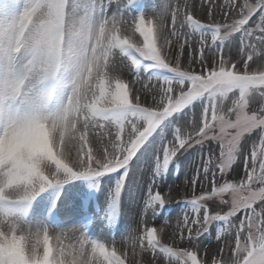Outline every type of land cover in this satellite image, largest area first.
I'll return each instance as SVG.
<instances>
[{"label":"snow or ice","instance_id":"1","mask_svg":"<svg viewBox=\"0 0 264 264\" xmlns=\"http://www.w3.org/2000/svg\"><path fill=\"white\" fill-rule=\"evenodd\" d=\"M133 188V256L264 264V0H0V264H132L89 225L123 233Z\"/></svg>","mask_w":264,"mask_h":264},{"label":"rangeland","instance_id":"2","mask_svg":"<svg viewBox=\"0 0 264 264\" xmlns=\"http://www.w3.org/2000/svg\"><path fill=\"white\" fill-rule=\"evenodd\" d=\"M156 2H159V0H156ZM240 2L242 3L243 0H240ZM196 3L199 4L200 0H196ZM217 3L224 4L225 0H217ZM217 13L219 14L218 10H217ZM236 43L238 44V38H237ZM253 67L254 68L257 67V64H253ZM127 78L131 79V76H128ZM137 87H140V85H137ZM195 158H196V153L192 152V150H189L188 153H185V155L180 158V161L177 162L179 164V167L178 168L173 167L172 172L166 177L167 182L164 188L161 189L162 192L166 191L168 189V186L171 185L172 196H173V204L166 206L167 211L164 214L165 216H167V220H168V227L166 228V231H165V239L169 238L170 234L176 228L178 217L182 216L180 205L175 204V201L184 198L186 191L190 192V189H186L185 187V178H186V174L192 175L194 173L195 167L193 164V160ZM241 169H242V165H241ZM74 183L87 184L88 182L77 180V181H74ZM208 187L210 190V185ZM99 189H102V190H93L95 193V203L103 206V204L105 203V197L108 191L107 187L105 186V181L103 178L99 182ZM198 191H199V186H198ZM132 194L133 196L136 197L135 201H128L127 198L125 200V210H124V214L121 219L122 224L120 223L121 227L124 229L123 233L109 232L107 230H105L104 232H101V229L104 228V224L100 221H95L93 224H90L89 229L94 235H96L98 238L105 240V242L109 244L111 243V240L114 237L117 247H120V248L127 247L129 251V261L132 262V264H135V260H140L142 264H151V260H152L151 253H148L146 255L141 254L139 256H133L131 242L128 241L127 243H125V240L123 238L125 234H127V228H128L127 222L129 221V218L131 217V215H133L132 211L135 209H137L138 212L140 211V208L138 207V204H139L138 190L136 188H133ZM78 203H79L78 201L73 200L72 202H70L68 209L62 212L61 219L64 221V223L60 226L61 228L70 230L71 228H73V226H76L80 223L79 216L73 208V204H78ZM94 210H95L94 206L89 207V212H94ZM148 217L151 220L150 212L148 213ZM138 220H139V217L137 215V218L132 223L134 224L133 229L137 228ZM163 223H164V217H161L160 219H157L155 221V224L157 227L161 226ZM212 232H213L212 246H214L216 243L215 238H214L215 226H213ZM75 235L77 234L73 233L72 237H69V238L66 237L64 239V243L66 244L72 243L75 238ZM203 244L204 245L209 244V239L207 237L203 238ZM160 259L162 260V257H160Z\"/></svg>","mask_w":264,"mask_h":264},{"label":"bare ground","instance_id":"3","mask_svg":"<svg viewBox=\"0 0 264 264\" xmlns=\"http://www.w3.org/2000/svg\"><path fill=\"white\" fill-rule=\"evenodd\" d=\"M132 213H133V215H131V217L129 218V221L127 222V223H128V228H127V234H125V236H127L128 233H129V231H130L131 229H133L134 224H132V223H133L134 220L137 218L138 210L135 209V210L132 211ZM134 214H135V215H134ZM133 219H134V220H133ZM120 223L122 224V221H120ZM129 223H130V225H129ZM72 236H73V232L68 231V233H67V238L72 237ZM125 236H124V237H125ZM124 237H123V238H124Z\"/></svg>","mask_w":264,"mask_h":264}]
</instances>
